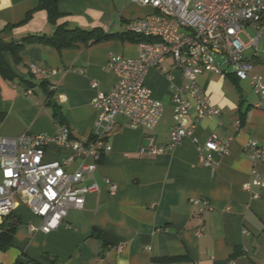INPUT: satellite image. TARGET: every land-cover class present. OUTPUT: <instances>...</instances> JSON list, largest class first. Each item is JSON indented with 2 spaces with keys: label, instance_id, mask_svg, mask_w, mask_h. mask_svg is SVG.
Returning a JSON list of instances; mask_svg holds the SVG:
<instances>
[{
  "label": "crops",
  "instance_id": "obj_1",
  "mask_svg": "<svg viewBox=\"0 0 264 264\" xmlns=\"http://www.w3.org/2000/svg\"><path fill=\"white\" fill-rule=\"evenodd\" d=\"M38 6L39 0H0V38L52 35L54 26L47 11ZM58 7L63 13L58 23L101 27L106 32H119L121 25L125 30L127 21L152 12L150 6L132 0L129 4L124 0H59ZM112 53L134 57L139 48L137 43L113 38L62 50L45 43L27 44L20 62L7 53L6 60L18 77L10 81L0 73V136L55 135L67 126L74 138L86 142L101 133L94 99L98 90L108 92L117 82L108 66ZM245 57L264 76V61L257 55ZM32 64L56 73L33 76ZM226 69L223 74L205 70L198 77L221 114L198 121L192 109L184 126L192 128L200 142L217 134L229 143L227 153H214L215 162L207 166L190 137L161 154L140 153L150 145H166L175 126L172 94L184 78L168 57L162 69H150L145 80L164 104L156 128H134L119 117L107 137L111 151L84 182L97 184L98 190L88 193L84 207L71 209L53 231L39 230L41 219L18 197L15 211L4 220L8 223L18 217L21 224L13 245L0 250V264H14L17 259L24 264H35L29 259L41 264H264V188H244L255 174L264 176V161L253 164L244 151L249 141L264 140V107H256L260 98L250 81L244 87ZM44 79L53 91L50 99L41 85ZM93 81L98 83L96 89L91 87ZM244 88H250L254 97ZM54 105L65 120L63 125L54 116ZM47 156L59 158L55 146ZM108 180L118 184L115 195L110 193ZM195 199L210 203L202 213L205 228L201 234L197 233L200 204L193 203ZM30 225L37 229L31 230Z\"/></svg>",
  "mask_w": 264,
  "mask_h": 264
},
{
  "label": "built area",
  "instance_id": "obj_2",
  "mask_svg": "<svg viewBox=\"0 0 264 264\" xmlns=\"http://www.w3.org/2000/svg\"><path fill=\"white\" fill-rule=\"evenodd\" d=\"M152 8L149 14L131 19L126 30L143 37L137 42L139 54L131 57L123 53L110 54L108 66L117 75V82L108 91H97L94 106L100 112L101 133L89 141L72 136L68 127H60L55 135L22 134L18 137L0 136V224L17 207V198L41 219L39 230L48 233L58 228L71 209L84 207L86 195L98 190L97 184L85 185L98 163L111 151L108 135L115 129L119 117H125L134 128L153 130L164 112V104L146 85V75L152 68L162 69V63L172 57L182 72L184 82L172 94L175 126L169 142L163 146L150 145L141 154L164 153L190 137L196 144L201 161L209 166L214 153L225 154L229 143L217 134L206 141L193 135V129L184 126L185 117L194 109L196 120L220 115L221 109L198 83L205 70L223 74V64L231 65L232 73L240 80H249L260 98L256 107H264V76L254 71V63L245 57L248 48L257 49L264 38V0H132ZM247 27L257 31L250 37ZM249 37L244 42L241 34ZM35 75L49 76L56 70L30 66ZM172 80V75L167 73ZM92 88L98 83L93 81ZM240 127L241 120H237ZM51 146L59 158H48ZM244 151L253 164L264 161V140H251ZM110 193L115 195L118 184L108 180ZM264 188V176L255 174L244 184ZM200 204L197 233L205 228L202 213L210 208L207 199H195ZM31 230H36L30 225Z\"/></svg>",
  "mask_w": 264,
  "mask_h": 264
},
{
  "label": "trees",
  "instance_id": "obj_3",
  "mask_svg": "<svg viewBox=\"0 0 264 264\" xmlns=\"http://www.w3.org/2000/svg\"><path fill=\"white\" fill-rule=\"evenodd\" d=\"M58 2L59 0H39L38 8L47 11L48 21L54 26V33L52 35L29 34L23 36L20 39H14L10 41L0 38V73L5 79L13 81L18 77L11 65L7 62L5 57L6 54L10 53L13 56L15 62H20V52L27 44L45 43L57 48L58 50H62L65 48H73L80 44L90 46L92 44L113 38L129 40L134 43L143 40V37L137 36L126 29L119 32H106L101 27L81 28L77 26L71 27L67 23H58V20L63 16V13L59 10ZM32 14V11L29 12L25 20H29ZM32 75L35 76L33 73ZM28 84L32 86L33 82L30 80ZM41 85L44 87V90L50 99L53 96V91L49 89L50 83L44 79L41 81ZM54 116L55 118L59 119L61 125L64 124L65 120L63 119L61 112L56 107V105H54ZM240 120L242 123V119ZM11 215L12 214L9 216ZM19 224H21V219L18 217L13 218V220L8 223L3 220V222L0 224V250L6 251L13 245L14 235ZM29 261L34 262L35 264H41L40 262L33 259H29ZM14 264L24 263L21 261V259H17Z\"/></svg>",
  "mask_w": 264,
  "mask_h": 264
},
{
  "label": "rangeland",
  "instance_id": "obj_4",
  "mask_svg": "<svg viewBox=\"0 0 264 264\" xmlns=\"http://www.w3.org/2000/svg\"><path fill=\"white\" fill-rule=\"evenodd\" d=\"M124 1H125V4H129V0H124ZM124 27L125 26H123V25L120 26L121 31L122 30L124 31ZM246 32L249 34L250 37H256L257 36V31L254 28H252V27H247L246 28ZM241 37H242V39H243L244 42H248L249 41V37L245 33L241 34ZM245 54L247 56L257 55V56H259L264 61V38H261L260 39L259 45H258L257 49H255V48L249 49V50H247L245 52ZM217 60L219 62L222 61V59H221L220 56L217 57ZM222 67H223L224 70H226L227 67H228V69L230 71L232 69L231 65H227V64H224ZM241 84H243L244 87H246L245 85H247V80H241ZM244 90L247 91V93H250L251 96L254 97V95H253L254 92H252L250 90V88H244Z\"/></svg>",
  "mask_w": 264,
  "mask_h": 264
},
{
  "label": "water",
  "instance_id": "obj_5",
  "mask_svg": "<svg viewBox=\"0 0 264 264\" xmlns=\"http://www.w3.org/2000/svg\"><path fill=\"white\" fill-rule=\"evenodd\" d=\"M45 259H47V260H49V261H52V259H51V258H49V257H47V256L45 257Z\"/></svg>",
  "mask_w": 264,
  "mask_h": 264
}]
</instances>
